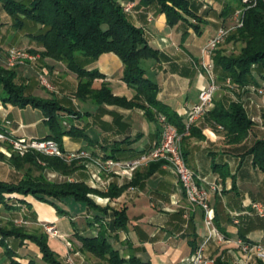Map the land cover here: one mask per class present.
Returning a JSON list of instances; mask_svg holds the SVG:
<instances>
[{"label": "crops", "instance_id": "obj_1", "mask_svg": "<svg viewBox=\"0 0 264 264\" xmlns=\"http://www.w3.org/2000/svg\"><path fill=\"white\" fill-rule=\"evenodd\" d=\"M188 1L190 12L195 17L181 13L185 20L173 24L167 22L165 13L157 12L155 5H142L140 0L129 1L132 8L127 13L131 22L142 28L148 42L157 50L156 57H147L140 62L145 75L157 83V98L182 117L186 109L197 102L200 89L209 83L201 64L203 61L208 62L212 56L202 55L201 50L217 29L229 22L232 16L229 7L235 3V0ZM0 9L3 10L1 6ZM10 25V18L0 20L4 30ZM2 28L0 31H3ZM13 33L11 31L8 35L13 36ZM55 65L63 66L62 63ZM86 68H96L104 76L93 81V88H100L103 82L116 96L127 100L134 96L135 90L122 79L123 63L116 54L102 53ZM69 83L70 97H63L65 91L62 95L55 91L57 94L54 97L60 101L61 106L77 114L73 123L83 132L84 137L62 136V154L64 159H71V155L84 159L69 161L68 164L74 169L66 176L71 177L69 181L83 182L91 189L87 197L94 207L72 196H65L53 199L56 207L64 211L59 213L56 207L55 210L33 207L34 199L27 195L24 199L30 203L36 215L35 221L31 223L43 227L40 230L42 232H45L44 225L53 226L57 231L55 235L45 233L48 246L57 254L61 264H68L67 253L76 264H109L83 250L75 237L77 233L96 235L100 229L105 230L109 243L125 260L135 257L143 264H186L206 235L203 211L186 200L175 175L167 167L145 166L137 170L136 177L134 174L128 178L105 169L98 172V177H94L93 172L98 170L95 163L86 166L87 161L101 160L105 163L108 160H123L151 148L160 138L157 120L147 119L139 108L97 103L91 98L81 101L74 95L78 79L74 78ZM64 85L59 88L63 90ZM4 106L6 104L0 100V109ZM41 114L46 126L42 137L27 130L22 133V129L28 127L20 123H10L6 128L16 136L44 138L49 129ZM195 125L200 124L197 122ZM198 127L205 135L206 129ZM184 149L187 163L196 176L222 186L221 192L210 193L209 204L214 212V225L229 244H217L213 239L206 245V253L216 256L228 247L234 248L233 241L240 238L238 229H244L251 241L264 240V217H258L249 208V201L259 197V190L256 189L262 184L264 176L252 166L249 158L240 157L233 167L230 161L233 158H228L230 156L224 154L217 138L211 136L203 139L191 136L185 140ZM82 152H87L89 156H81ZM110 154L114 157H110ZM213 163L226 164L230 175L218 174L212 168ZM255 173L257 176L254 179ZM139 177L143 178L139 180ZM110 188H115L116 195H107ZM96 206L106 208L107 213L103 214ZM112 210L124 212L125 219L119 227L111 223L114 219ZM98 215L102 216L100 221L96 219ZM256 219L261 224L254 227L252 223ZM197 224L201 225V235ZM67 242L71 244L70 249ZM15 247V259L21 263L41 258L39 247L32 241H25ZM0 264H10L1 246Z\"/></svg>", "mask_w": 264, "mask_h": 264}, {"label": "trees", "instance_id": "obj_2", "mask_svg": "<svg viewBox=\"0 0 264 264\" xmlns=\"http://www.w3.org/2000/svg\"><path fill=\"white\" fill-rule=\"evenodd\" d=\"M127 1L131 0H0V6L11 18L13 27L21 29L25 24L38 27L36 32H28L27 36L43 48V57L63 63L69 71L76 75L78 83L74 95L77 99L84 101L91 98L97 103L139 108L150 120H157L158 114H164L167 120L181 133L184 130V117L178 115L157 98V83L145 75L140 65L142 59L156 57L157 50L148 42L142 28L132 23L127 15L128 12L123 10L122 3ZM188 2V0H140L142 5H155L157 12L165 13L169 24L185 20L181 13L195 17L190 12ZM236 2L240 4V0ZM235 7L237 6L230 5L229 10L233 12ZM193 26L196 27V25ZM228 37H233L243 44L241 55L234 62L230 58L226 59L225 56H216L219 44L212 54L216 80L232 79L235 84L259 86L255 75L264 80V0H258L254 6L245 11L243 25L231 32ZM107 52L116 54L123 63L122 79L135 90L134 96L129 100L114 95L103 82L100 88L92 87L95 79L104 76L96 68L88 69L86 65L95 61L102 53ZM15 79L16 74L13 71L0 69V100L3 104H12L21 108L26 105L39 108L49 129V133L44 139L49 138L57 141L62 150V136L84 137L83 132L73 123L74 117H71L72 115L77 116V114L71 113L54 98L44 99L27 94L26 86L18 84ZM227 103L226 105L224 103L216 104L215 108L206 116L223 127L227 133L226 140L233 145L238 139L247 137L251 123L239 103L234 101ZM195 124L191 126L189 135L185 136L182 141L186 163L185 140L191 136H195L197 139L202 138L201 129ZM232 135L234 136L232 137ZM142 151L132 156H136ZM240 155L241 159L250 157L252 166L264 176V137L256 138L252 145ZM109 156L114 157L112 154ZM26 158L30 163L44 162L47 168L62 175H69L74 169L55 156L39 154L37 158L34 155ZM10 160L14 162L16 157ZM160 165H163L162 160L153 161L148 166L159 167ZM212 168L221 176L230 175L228 170L227 173L222 171L226 169L224 163H213ZM134 174L136 177L138 172ZM232 177L234 178V176ZM142 178L139 177V180ZM114 189L110 188L107 195H116L117 192ZM90 191L91 189L83 182L67 180L48 181L44 178H24L17 183L0 180V213L20 212L25 207L30 210L29 216H24L25 219L29 217L35 221L36 215L30 203L24 199L27 195L48 201L53 205H55L53 199L72 196L76 200L85 202L87 206L94 207L93 202L87 197V193ZM96 208L103 214L107 213L106 208L98 206ZM56 209L59 213H64L58 207ZM111 214L114 218L111 222L112 225L119 227L125 219L124 212L112 210ZM96 219L100 221L102 216L98 215ZM252 224L256 227L261 222L256 219ZM243 230L238 229V236L245 241H251ZM12 234L16 237L20 236V239L28 238L34 242L39 247L41 262L35 259H30L27 263L19 262L15 259V249L4 241L5 238H1L0 245L5 248L4 251L7 253L10 264H61L57 254L48 246L45 232L40 231L39 234L13 232ZM75 237L81 243L83 250L109 264H124L125 262L143 264L135 257H130L129 260L121 258L119 252L109 243L104 229L98 230L96 235L88 236L77 233ZM214 258V264H231L220 254ZM251 263L263 264L257 259H253Z\"/></svg>", "mask_w": 264, "mask_h": 264}, {"label": "rangeland", "instance_id": "obj_3", "mask_svg": "<svg viewBox=\"0 0 264 264\" xmlns=\"http://www.w3.org/2000/svg\"><path fill=\"white\" fill-rule=\"evenodd\" d=\"M236 1L237 0H235L233 7L241 6L242 3L238 4ZM8 16H9L8 14H6L3 10L0 9V20H3L5 18L9 19L10 17ZM226 25L227 26L233 25L232 16ZM0 28H2V26H0ZM14 28L15 27H13L11 24L8 29L6 28L7 30H4L5 27H3L2 28L3 31H0V69L5 70V71H8V70L13 71L16 74L15 81L18 84L25 85L26 91H27L26 93L32 96L40 97L44 99L46 98L56 99L54 97L55 96L54 94L58 93L62 95V93H64L65 91L66 93L63 97L65 99L70 97L71 88L69 87L71 86H68V84H70L69 82H71V80L76 78L74 77L76 75H73L74 73L69 71L63 63H62L63 66L61 65L60 67H57L55 64L61 63V62L54 61L47 57H43L42 55L43 48L37 45V43L34 40H32L30 37L27 36L28 32H36L38 27L31 26L30 24L28 25L25 24V26H23V28L21 29L20 28L14 29ZM237 28L239 27L232 28L229 31L228 35L234 30H236ZM11 31L14 32L13 36L8 35V33ZM227 36L225 37L224 41L220 44L217 50L216 56L222 55V56H225L226 59L230 58L231 60H233L232 62H234L239 59L241 55L240 51H241V48L243 47V44L240 41L236 40L235 38L233 37L227 38ZM12 48L19 50L21 52H28L29 54L33 55V58L23 59L22 62L21 61L17 62L12 66L9 64V58H8V51ZM31 49L32 51H30ZM255 77L260 84L259 86H255V85L250 86V84H246V85L235 84L232 79H226L225 81L216 80L217 88L215 89L213 93L211 102L208 105V109L205 112L204 116L197 121L200 124L198 126H201L202 128L206 129L205 135L201 132L204 135V136L202 135V139L205 138V136H211V137L217 138L218 143L222 145L224 154H228L230 156L228 158L230 159L233 158L230 160L232 162L233 167L238 163V160L241 157L240 154L246 151L247 148L252 145V143L254 142L256 138L264 137V121H263V116H264V83L263 82L264 80L259 78L257 75H255ZM62 84H65L63 86V90L59 88L60 85ZM55 91H57V93ZM227 100L239 103L247 119L251 123V127L248 129L247 137H244L241 140L238 139L236 142H234L235 144L233 145L229 144L228 141L226 140L227 133L223 129V127L217 123H214L209 118V116L208 118L206 116L211 110L215 108L216 104H220V103L221 104L224 103V105L228 104ZM58 102L60 103V101ZM71 117L75 118L76 116L72 115ZM0 119H1L0 125L5 124V128L0 126L2 129L0 131L2 132L4 131V129L8 133L11 132L6 128V126L10 125V123H13V124L20 123L24 127H28L27 129H22V133L23 132L25 133L26 130L31 131L32 134L37 137H42L45 134L46 126L44 122L42 121L41 110L32 105H26L21 108L17 106L15 107L12 104H6V106L0 109ZM6 121H9V123H7ZM31 123H34V124H31ZM233 136L234 135H232V137ZM22 137L26 139H35V138H29L25 136H16L13 134V132L10 133L5 138L0 137V180L8 182V183H17L24 178H27V179L28 178L30 179L44 178L48 181H60V180L69 181V178H71L70 176H66V175L63 176L62 174H61L62 176H60L57 171L47 168L44 162L37 161V163L36 162L30 163L27 161L28 159L26 158V157H30L31 155H34V157L37 158V155L39 154L42 156H45V155L54 156V155L46 154L36 149H28L27 151L22 152V153L14 149L12 143L10 142V139H17V138H22ZM15 157H16V160L12 162V160L10 159L15 158ZM55 157H59V156H55ZM133 157L135 156H130L123 160H128ZM59 158H61L67 164L72 159L73 160L84 159V157H80V158L72 157L71 159H64L63 154ZM246 158H249L250 160V157H246ZM91 163H94V161H87L86 166L89 167ZM150 163L146 165H140L133 172V175L137 170L145 166H148ZM222 171L227 173V169L222 170ZM109 172L111 173L112 171H109ZM93 174H96L94 176L98 177V170L96 172H93ZM253 176H255L254 177L255 179L257 176V173L253 174ZM256 190L257 191L259 190L257 192V195H259L257 200H259V202L264 203V180L261 185H258ZM32 197L34 199L33 207L35 205L38 208L42 206V207H48L49 210L51 209L55 210V206L52 203L48 201H43L34 196ZM257 200H252L249 202H254ZM249 208L254 214H256L255 211L250 207V204H249ZM29 211L30 210L23 207L20 212L0 213V239L5 238L4 241H6L9 244V246H12L14 248L15 246H18L19 244H23V242L30 241V240L28 238L20 239L21 237L20 236L16 237L15 235L12 234L13 232H17V233L20 232L21 234L22 233L23 234H39L40 230L43 229V227H38L35 224H32L31 223L32 219H30L29 217L25 219L26 215L29 216ZM197 228H198V233L201 235L202 233L201 225L197 224ZM226 244H229V243H224V245ZM1 248L3 249L4 255L7 257L6 255L7 253L4 251L5 248L3 246H1ZM236 251H237L236 247L234 248L228 247L225 250H223L220 253V255L222 256V258H226L229 262H231V264H238L237 258L239 256L237 255ZM207 255H210V254H207ZM210 256L215 257V255H210ZM249 260L251 263L253 260L252 257ZM37 261L41 262L40 260H37Z\"/></svg>", "mask_w": 264, "mask_h": 264}, {"label": "built area", "instance_id": "obj_4", "mask_svg": "<svg viewBox=\"0 0 264 264\" xmlns=\"http://www.w3.org/2000/svg\"><path fill=\"white\" fill-rule=\"evenodd\" d=\"M258 0H240L241 6L235 7L232 13L233 25L220 26L215 35L212 36L205 46L202 48V55L212 56L213 52L221 44L229 31L235 27L243 25L245 11L254 6ZM125 12L130 11L132 3L127 1L122 3ZM9 64L14 65L17 62H22L23 59L33 58V55L28 52H21L14 48L8 51ZM202 71L209 79L208 85L202 87L198 93L196 103L190 105L184 114V130L178 132L174 125L170 123L164 114L157 115V122L160 128V138L154 146L143 150L137 156L128 160H108L105 163L101 160H94L98 172L105 169L112 171L115 174L131 178L133 172L140 166L146 165L153 161H163V166L169 168L176 176L177 182L184 192L186 200L193 206L200 208L203 211V222L206 229L204 239L197 245L196 249L189 256L186 264H214L215 258L207 255L206 245L209 241L215 239L217 244L229 243L223 233L214 225V212L209 204V193L221 192L222 186L216 182H206L202 178L195 175L193 170L187 165L182 149L183 138L190 133L191 126L201 119L208 109L213 93L217 88L216 77L214 75L213 59L208 62L203 61L201 64ZM5 122V121H4ZM9 123V121H6ZM0 126L5 128V124ZM0 130L1 127H0ZM12 132L0 131V137L5 138ZM8 134V135H7ZM14 149L19 152H25L28 149H36L40 152L54 156H62L61 149L56 141L49 138L42 139H26L17 138L10 139ZM81 156H89L87 152L80 153ZM75 157L74 155H71ZM96 174H93V176ZM95 177V176H94ZM250 207L255 211L258 217H264V203L259 201L249 202ZM47 233L55 235L57 231L50 225H44ZM237 248L238 264H251L250 258L257 259L264 264V240L245 241L237 238L233 241ZM67 247L70 249L71 244L67 242ZM68 264H76L69 253L66 256Z\"/></svg>", "mask_w": 264, "mask_h": 264}]
</instances>
